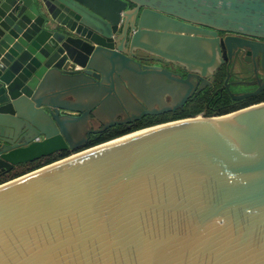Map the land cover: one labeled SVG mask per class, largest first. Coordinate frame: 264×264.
I'll list each match as a JSON object with an SVG mask.
<instances>
[{
    "label": "water",
    "instance_id": "1",
    "mask_svg": "<svg viewBox=\"0 0 264 264\" xmlns=\"http://www.w3.org/2000/svg\"><path fill=\"white\" fill-rule=\"evenodd\" d=\"M217 32L264 0H0V177L73 152L0 185V264H264V103L87 148L211 86Z\"/></svg>",
    "mask_w": 264,
    "mask_h": 264
},
{
    "label": "flooded vegetation",
    "instance_id": "2",
    "mask_svg": "<svg viewBox=\"0 0 264 264\" xmlns=\"http://www.w3.org/2000/svg\"><path fill=\"white\" fill-rule=\"evenodd\" d=\"M128 9L133 13L135 7L129 5ZM142 10L145 9L143 8ZM138 28L137 20L135 29L133 30L130 26L128 30V40H130L129 35L131 32H137ZM227 39L230 44V49L225 47V41ZM214 40L219 49L216 56L218 57L220 65L214 74L215 80L212 81L211 78H207L211 86H206L199 95L209 91L215 98L223 96L231 98L227 88H225L227 80V86H229L230 92L235 95L256 91L258 85L264 83V40L225 32H217ZM147 59H149L148 55L143 52V65H157L154 62H147ZM170 68L173 69L172 67ZM173 70L183 78L188 76L186 71ZM194 80L196 81L197 79ZM198 88L199 86L197 90ZM223 88L224 90L222 91ZM167 101L170 102V99L167 98ZM127 125L124 126L127 127ZM98 127L101 128L102 126L99 124Z\"/></svg>",
    "mask_w": 264,
    "mask_h": 264
},
{
    "label": "trees",
    "instance_id": "3",
    "mask_svg": "<svg viewBox=\"0 0 264 264\" xmlns=\"http://www.w3.org/2000/svg\"><path fill=\"white\" fill-rule=\"evenodd\" d=\"M260 103H264V91L261 92L258 96L240 101H234L228 96L215 98L212 96L211 92L206 91L205 93H202L201 95L189 100L182 109H178L175 112H170L158 116H147L131 129L125 126H116L114 128L106 130L103 133L95 135L90 141L87 148L110 142L137 130L151 128L157 125L189 118H212L224 116ZM72 154L73 152L71 151H63L41 160L21 164L17 166L13 171L6 173L2 177H0V185L31 173L42 167L50 165L54 162L67 158Z\"/></svg>",
    "mask_w": 264,
    "mask_h": 264
}]
</instances>
